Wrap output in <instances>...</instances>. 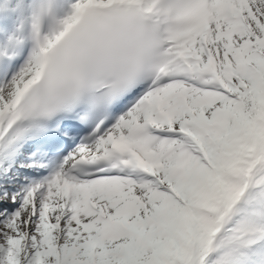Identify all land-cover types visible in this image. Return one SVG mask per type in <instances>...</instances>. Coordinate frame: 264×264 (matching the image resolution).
Here are the masks:
<instances>
[{
    "label": "snow or ice",
    "instance_id": "1",
    "mask_svg": "<svg viewBox=\"0 0 264 264\" xmlns=\"http://www.w3.org/2000/svg\"><path fill=\"white\" fill-rule=\"evenodd\" d=\"M0 264H264V0H0Z\"/></svg>",
    "mask_w": 264,
    "mask_h": 264
}]
</instances>
